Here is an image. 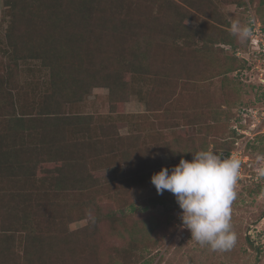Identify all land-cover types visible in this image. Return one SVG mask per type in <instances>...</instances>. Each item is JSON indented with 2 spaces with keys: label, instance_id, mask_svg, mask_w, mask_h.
<instances>
[{
  "label": "trees",
  "instance_id": "1",
  "mask_svg": "<svg viewBox=\"0 0 264 264\" xmlns=\"http://www.w3.org/2000/svg\"><path fill=\"white\" fill-rule=\"evenodd\" d=\"M4 2L9 25L0 60V264L137 263L152 246L158 223L152 214L138 218L141 206L170 196L178 204L164 191L138 205L131 187L162 167L171 169L162 163L163 153L176 165L182 156L191 161L193 153L207 151L211 138L217 154L235 148L238 109L263 106L259 95L233 110L235 92L226 84L230 74L250 72V61L235 54L247 49L248 39L241 43L230 34L231 23L214 0ZM26 61L44 67L41 80L20 81ZM217 76L225 80L226 107L213 105L203 83ZM137 80L151 85L146 104L164 127L155 129L147 117L136 132L122 135L108 117L95 136L93 117L79 110L80 103L103 86L115 109ZM182 125L198 127L199 135L163 133ZM261 140L263 133L250 139L246 153ZM99 168L114 169L115 177L100 182L94 174Z\"/></svg>",
  "mask_w": 264,
  "mask_h": 264
},
{
  "label": "rangeland",
  "instance_id": "2",
  "mask_svg": "<svg viewBox=\"0 0 264 264\" xmlns=\"http://www.w3.org/2000/svg\"><path fill=\"white\" fill-rule=\"evenodd\" d=\"M214 2L218 4L222 16L231 25L234 22H240L242 25L246 24L249 13H252L258 21L264 24V0H243L242 4L221 0H214ZM187 22L190 26L198 24L197 20ZM8 25L9 16L7 15L6 5L4 0H0V60L4 59L2 48L5 46V33ZM20 65L19 78L21 82L29 80L35 82L40 79V74V77H44L41 70H39L44 67L39 62L26 61L21 62ZM230 75L226 80V84L235 92L233 110L240 107L241 103L253 104L259 95L263 96V87L258 84L255 75L245 71H243L242 76L239 74H237L238 76ZM203 83L210 87V99L213 105L215 107H226L225 98L227 95L223 86L225 83L223 77L217 76ZM189 89L190 85H187L186 90ZM128 90L126 101L119 102L115 105V109L111 107L109 89L103 86L93 87L85 100L80 103L79 110L93 117L92 133L95 136H99L96 134L100 132L99 124L102 119L108 117H110L109 120L112 118L116 121L118 132L122 135L136 132V125L140 122L141 124L146 123L147 117L153 121L155 129L160 128V126L164 127L157 124L156 113L150 111V107L146 104L150 94L153 93L151 85L141 80L130 81ZM188 93L185 91V95ZM222 119L223 115L216 116L211 121L219 122ZM197 128L182 125L174 129L167 128L163 130V133L166 135L172 132L177 134L186 133L195 137L199 135ZM216 147L217 144L214 140L209 139L207 151H214ZM161 159L164 165H175L172 156L168 153L161 154ZM251 165L254 170L249 169ZM244 168L246 171H253V175H257V178H248L246 181L238 182L235 186L237 195L231 206V226L237 239L230 250L224 252L212 251L208 246H201L195 240H192L190 231L181 228L178 215L181 209L171 200L172 196H170L166 203L149 205L147 208L141 206V211L136 214L138 218L152 214L156 217L158 223L156 228L152 230V246L140 252L139 260L135 264H264V177L259 175V170L264 168V140L257 143L250 151L249 158L244 163ZM94 174L100 182L104 183L114 178L116 173L112 168H99L94 171ZM131 188L133 199L138 205H141V202L149 196L156 197V195H159L151 183V179L134 184ZM103 203L109 202H101L102 205ZM87 221L88 218L75 221L72 223V227H81ZM248 238L254 246L249 244ZM112 241L118 243L115 238H111Z\"/></svg>",
  "mask_w": 264,
  "mask_h": 264
},
{
  "label": "clouds",
  "instance_id": "3",
  "mask_svg": "<svg viewBox=\"0 0 264 264\" xmlns=\"http://www.w3.org/2000/svg\"><path fill=\"white\" fill-rule=\"evenodd\" d=\"M230 34L241 43L251 35L247 24L234 22ZM240 161L214 151L193 153L191 161L183 156L179 163L162 167L151 176L157 194L172 193L181 212V228L190 231L191 239L212 251H228L236 243L231 226L232 204L236 199ZM264 177V168L259 170Z\"/></svg>",
  "mask_w": 264,
  "mask_h": 264
},
{
  "label": "built area",
  "instance_id": "4",
  "mask_svg": "<svg viewBox=\"0 0 264 264\" xmlns=\"http://www.w3.org/2000/svg\"><path fill=\"white\" fill-rule=\"evenodd\" d=\"M246 24L250 27L252 35L248 38L247 49H237V56L246 57L252 65L250 74L255 75L258 83L264 85V24L249 13ZM239 120L234 118L233 128L240 136L236 141V146L230 150H224L219 155L230 158H236L240 161V169L237 183L246 181L248 178H257L253 171L245 170L244 163L249 158L246 153V145L250 139L257 134H264V88H263V106H243L238 109Z\"/></svg>",
  "mask_w": 264,
  "mask_h": 264
}]
</instances>
